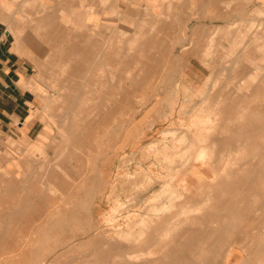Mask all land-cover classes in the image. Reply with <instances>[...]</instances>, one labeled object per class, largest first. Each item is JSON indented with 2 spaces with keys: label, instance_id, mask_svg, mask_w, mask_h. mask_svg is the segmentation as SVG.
<instances>
[{
  "label": "rangeland",
  "instance_id": "1",
  "mask_svg": "<svg viewBox=\"0 0 264 264\" xmlns=\"http://www.w3.org/2000/svg\"><path fill=\"white\" fill-rule=\"evenodd\" d=\"M254 1L160 0L102 28L37 3L2 10L45 87L38 156L0 177V264H256L240 260L264 231Z\"/></svg>",
  "mask_w": 264,
  "mask_h": 264
},
{
  "label": "crops",
  "instance_id": "2",
  "mask_svg": "<svg viewBox=\"0 0 264 264\" xmlns=\"http://www.w3.org/2000/svg\"><path fill=\"white\" fill-rule=\"evenodd\" d=\"M159 1L0 0V177L7 171L18 173L22 170L24 157L33 159L38 156L40 146L38 141L43 130L40 113L41 94L45 87L37 76L36 61L32 58L33 55L40 56L30 43L32 39L22 37L20 33L22 28L15 20L8 19L2 10L23 9L28 3H37L60 11L64 17L67 15L73 24L102 28L105 25L129 26L132 22L130 18L135 19L136 13H145L146 6L153 7ZM230 1L190 0V5L185 4L183 8L209 9L219 6L217 3ZM248 6L254 10H260L264 8V1L255 0L244 7ZM176 8H179V5ZM261 20L264 21V17ZM201 23L206 24L203 21ZM30 48L31 53H28L27 49ZM130 136L131 134L127 135L125 140L127 146L132 140ZM140 139L145 140V136L143 135ZM101 168H103L102 162ZM260 230L256 226L254 242L249 241L246 244H253L247 246L249 251L246 250L247 252L244 255L241 254V257L237 254L240 260H256V264H261L257 260H264V231L262 228ZM236 259L234 252L230 260Z\"/></svg>",
  "mask_w": 264,
  "mask_h": 264
},
{
  "label": "bare ground",
  "instance_id": "3",
  "mask_svg": "<svg viewBox=\"0 0 264 264\" xmlns=\"http://www.w3.org/2000/svg\"><path fill=\"white\" fill-rule=\"evenodd\" d=\"M149 44H150V43H149ZM151 45H152V44H151ZM146 46H147V45H146ZM146 46H145V47H146ZM149 46H150V45H149ZM112 66L114 67V65H112ZM132 81H133V80H132ZM132 83H133V85L135 84L134 81L131 82V84H132ZM136 83H137V82H136ZM124 87H125V86H124ZM127 87H128V86H127ZM121 88H122V87H121ZM131 91H132V89H131ZM120 94H121V95L124 94V95H122V97H124V98L127 96V95L125 96V92H123V91H122V93L120 92ZM116 109H117V108H116ZM86 140H87V139H86ZM88 144H89V143H88ZM92 144H93V143H92ZM88 147H89V145H88ZM91 147H92V145H91ZM203 150H204V149H203ZM203 150H202V152H203ZM200 153H201V152H200ZM204 154H205V153H204ZM204 154H203V155H204ZM236 160H237V159H236ZM230 173H231V172H230ZM226 175H227V174H226ZM236 177H237V176H236ZM209 192H210V191H209ZM210 193H211V192H210ZM171 196H172V195H171ZM178 199H179V198H178ZM208 200H209V198H208ZM208 202H209V201H208ZM161 206H162V205H161ZM198 206H199V204H198ZM206 207H207V206H206ZM210 207H211V206H210ZM210 207H207V208H210ZM164 208H166V207L164 206ZM170 208H171V207H170ZM156 209H157V208H156ZM160 209H161V208H160ZM160 209H159V210H160ZM168 209H169V208H168ZM163 210H165V209H163ZM166 210H167V209H166ZM195 210H196V209H195ZM203 210H204V209H202V211H203ZM202 211H201V212H202ZM205 211H206V210H205ZM159 212H161V211H159ZM203 212H204V211H203ZM184 213H185V212H184ZM195 213H197V212H195ZM197 214H199V212H198ZM179 219H180V218H179ZM192 220H194V219H192ZM186 222L190 223L191 220H190V222H189V221H186ZM193 222H195V220H194ZM190 224H192V222H191ZM191 227H192V226H191ZM200 238H201V236H200ZM22 241H23V240H22ZM24 241H25V240H24ZM162 242H163V241H162ZM26 245H27V244H26ZM204 251H205V250H204ZM201 252H202V250H201ZM204 253H206V252H204ZM199 254H201V253H199ZM3 256H4V255H3ZM0 257H1V256H0ZM1 258H2V257H1ZM3 258H4V257H3ZM182 263H183V262H182Z\"/></svg>",
  "mask_w": 264,
  "mask_h": 264
}]
</instances>
